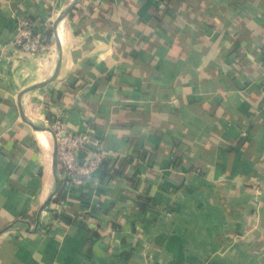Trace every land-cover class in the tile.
Wrapping results in <instances>:
<instances>
[{"label":"crops","instance_id":"1","mask_svg":"<svg viewBox=\"0 0 264 264\" xmlns=\"http://www.w3.org/2000/svg\"><path fill=\"white\" fill-rule=\"evenodd\" d=\"M263 61L264 0H0V264H264ZM55 114L113 154L60 203Z\"/></svg>","mask_w":264,"mask_h":264},{"label":"built area","instance_id":"2","mask_svg":"<svg viewBox=\"0 0 264 264\" xmlns=\"http://www.w3.org/2000/svg\"><path fill=\"white\" fill-rule=\"evenodd\" d=\"M14 18L19 33L13 39V50L33 55L43 53L44 34L35 31L33 21L28 18H21L19 15H15ZM260 67L264 86V61ZM48 122L55 139L57 161L63 171L62 180H68L63 190V202H65L69 198L72 186L96 179L95 171L104 166L113 154L92 129L76 130L70 127L60 114L49 117Z\"/></svg>","mask_w":264,"mask_h":264},{"label":"trees","instance_id":"3","mask_svg":"<svg viewBox=\"0 0 264 264\" xmlns=\"http://www.w3.org/2000/svg\"><path fill=\"white\" fill-rule=\"evenodd\" d=\"M34 29H35V27H34ZM103 167V166H102ZM120 169V168H119ZM59 182H61L60 183V188L58 189V191H57V193H56V195H55V197H54V199H53V201L54 202H58V203H60V202H63V190H64V188H65V186L67 185V183H68V180L66 179V180H61V181H59ZM62 215V217H64L66 220H69V221H71L72 220V216L71 215H68V214H61ZM97 235V236H96ZM100 234H99V232H96V234H95V236L96 237H98Z\"/></svg>","mask_w":264,"mask_h":264},{"label":"water","instance_id":"4","mask_svg":"<svg viewBox=\"0 0 264 264\" xmlns=\"http://www.w3.org/2000/svg\"><path fill=\"white\" fill-rule=\"evenodd\" d=\"M50 129V128H49ZM56 161H57V155H56ZM59 186H60V182L58 181V187H57V191L59 189ZM51 199V198H50Z\"/></svg>","mask_w":264,"mask_h":264}]
</instances>
